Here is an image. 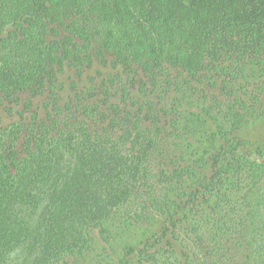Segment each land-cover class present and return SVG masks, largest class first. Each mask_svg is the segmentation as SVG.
I'll use <instances>...</instances> for the list:
<instances>
[{"label":"trees","instance_id":"obj_1","mask_svg":"<svg viewBox=\"0 0 264 264\" xmlns=\"http://www.w3.org/2000/svg\"><path fill=\"white\" fill-rule=\"evenodd\" d=\"M0 111V264H264V0H0Z\"/></svg>","mask_w":264,"mask_h":264},{"label":"rangeland","instance_id":"obj_2","mask_svg":"<svg viewBox=\"0 0 264 264\" xmlns=\"http://www.w3.org/2000/svg\"><path fill=\"white\" fill-rule=\"evenodd\" d=\"M98 71H101L104 76L112 75L114 73L110 68H103L97 65L89 71L88 76L99 77L97 75ZM69 76L70 72H68L63 78L67 79ZM0 116L2 120L1 125L7 126L11 123L12 118L8 117L5 113L0 111ZM237 137L239 138L237 145L239 144V147H242L241 150L243 153L250 156L256 165L254 166L253 171L248 169L242 174L240 179L242 184L240 191H237V186H233V201L242 202L241 198L246 193H249L248 189L252 187V193L261 194L260 197L264 205V116L244 124L237 132ZM233 204L235 203L233 202Z\"/></svg>","mask_w":264,"mask_h":264}]
</instances>
